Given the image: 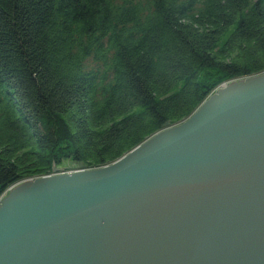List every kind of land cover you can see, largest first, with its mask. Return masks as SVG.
I'll use <instances>...</instances> for the list:
<instances>
[{"label":"trees","instance_id":"obj_1","mask_svg":"<svg viewBox=\"0 0 264 264\" xmlns=\"http://www.w3.org/2000/svg\"><path fill=\"white\" fill-rule=\"evenodd\" d=\"M264 72V0H0V198L109 165Z\"/></svg>","mask_w":264,"mask_h":264},{"label":"water","instance_id":"obj_2","mask_svg":"<svg viewBox=\"0 0 264 264\" xmlns=\"http://www.w3.org/2000/svg\"><path fill=\"white\" fill-rule=\"evenodd\" d=\"M0 264H264V72L109 165L9 188Z\"/></svg>","mask_w":264,"mask_h":264},{"label":"rangeland","instance_id":"obj_3","mask_svg":"<svg viewBox=\"0 0 264 264\" xmlns=\"http://www.w3.org/2000/svg\"><path fill=\"white\" fill-rule=\"evenodd\" d=\"M75 168H76V165L70 162H65L64 165H62V167L58 168L60 170H58L57 172H70V171L76 170Z\"/></svg>","mask_w":264,"mask_h":264}]
</instances>
